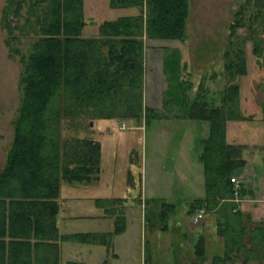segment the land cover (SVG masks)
Segmentation results:
<instances>
[{
  "label": "trees",
  "instance_id": "1",
  "mask_svg": "<svg viewBox=\"0 0 264 264\" xmlns=\"http://www.w3.org/2000/svg\"><path fill=\"white\" fill-rule=\"evenodd\" d=\"M250 2L255 8L248 15ZM110 6L127 13L98 22L85 12V0H6L2 8L5 42L11 56L21 54L23 69L14 136L0 169V264H63V241L102 243L109 249L114 234L126 228L127 197L119 196L113 199L118 206L106 207L115 214L114 230L63 232L62 183L99 180L102 144L92 134L94 118L116 115L140 124L151 110L163 116L155 107L143 106L144 38L185 39L190 0H110ZM97 22V31L85 33ZM246 24L254 52L264 56L257 35L264 24V0H245L235 11L229 34L234 48V35ZM23 36L29 39L27 54L18 44ZM224 54L227 73L247 72L243 49L227 48ZM165 61L166 56V69ZM240 90V82H231L220 103L200 91L185 105L184 117L210 123L200 153L206 192L189 200L186 209L192 219L204 209L203 228L190 246L183 247L194 256L189 264H203L210 255L212 264H234L240 255L244 264L264 259V221L247 219L240 207L243 183L237 190L231 180L246 159L243 145L227 138L228 121L251 116L242 112ZM160 204L146 211L147 226L168 231L177 204ZM211 226L215 234L208 233ZM152 256L148 249L144 264H154ZM65 264L88 263L69 259Z\"/></svg>",
  "mask_w": 264,
  "mask_h": 264
},
{
  "label": "rangeland",
  "instance_id": "2",
  "mask_svg": "<svg viewBox=\"0 0 264 264\" xmlns=\"http://www.w3.org/2000/svg\"><path fill=\"white\" fill-rule=\"evenodd\" d=\"M5 1L0 0V17ZM244 1L190 0L185 39L144 38L143 106L155 107L163 114L162 117L151 110L147 117L144 116L146 113L143 114L140 124L116 115L91 120L92 134L102 144L100 178L96 183L84 184L87 185L85 188L76 187L75 191L100 196L102 204L118 196L127 197L123 200L127 211V232L115 236L121 244L127 245V251L118 260L108 254L109 260H114L112 264H144L148 249L153 253L154 264H189L194 257L180 245L183 242L190 246L197 231L203 228L201 220L204 219L195 222L192 217L189 218L186 209L189 200L206 192L200 153L202 139L209 134L210 123L183 116L188 100L200 91L207 93V97L214 94L220 100V92L231 82L238 81L241 85V108L259 117L256 124L264 131V56L254 52V39L247 24L238 28L234 35L235 48L229 44L230 24L235 19V11ZM254 8V3L250 2L248 15ZM131 10L133 12L134 8ZM85 12L100 22L116 18L127 10L110 6V0H85ZM98 22L91 24L85 33L94 29L97 31ZM258 29L264 54V24H260ZM5 36L0 21V169L14 136V120L22 95L20 76L23 69L21 54L10 55ZM18 44L23 53L29 52L26 36ZM227 48L231 52L243 49L246 73H235L234 76L227 73L224 54ZM163 51L166 56L165 72L161 62ZM248 123L252 125L253 122ZM235 124L247 123L242 120ZM233 174L238 177V174ZM65 186L63 182V190ZM149 198L154 201L147 202ZM162 200L177 204L176 212L169 217L171 229L168 231L150 229L146 221L149 206L155 205L156 209ZM73 203L85 210H95L93 204ZM95 222L92 219L80 220L74 223L73 228H91ZM102 223L106 225L109 221ZM207 231L215 234L216 230L211 226ZM176 239L178 242L174 243ZM78 250L72 247L67 255L83 256ZM114 250V247H109L110 253ZM237 257L234 264H244L241 258L244 256ZM205 261L204 264H212V255ZM249 264H264V259H250Z\"/></svg>",
  "mask_w": 264,
  "mask_h": 264
},
{
  "label": "crops",
  "instance_id": "3",
  "mask_svg": "<svg viewBox=\"0 0 264 264\" xmlns=\"http://www.w3.org/2000/svg\"><path fill=\"white\" fill-rule=\"evenodd\" d=\"M162 69H165L164 58L165 51L162 53ZM165 72V70H164ZM166 75V74H165ZM167 78V77H166ZM223 93V91H222ZM222 93L220 92V100H217L214 96H208L209 100L214 103H220L222 98ZM242 112L245 115H251L249 119H241L237 121H228L227 126V138L230 141H235L243 145V157L246 159V164L241 172L236 173L240 176V180L243 183L242 186L245 188V193L240 198L241 209L248 215L247 219L253 223L257 221H264V131L262 127H259L256 123L259 117L245 112L242 107ZM245 120L246 125L235 124V122ZM248 121L252 125H249ZM245 128V129H244ZM100 178V177H99ZM98 182V181H97ZM96 183V182H95ZM89 185V184H87ZM87 185L84 184H67L61 194V206L62 214L59 218L60 227L63 232H75V231H101L108 232L114 230V217L115 214H109L106 211V207H114L119 203H114L113 200H108L103 202L106 206H103L102 202L99 203L100 196H92L86 193H78L75 191L76 187L85 188ZM116 197V196H115ZM119 197V196H118ZM73 202L93 204L95 210H85ZM101 207V208H100ZM112 207V208H113ZM124 214L126 211V205L123 206ZM122 207V208H123ZM100 208V209H99ZM92 219L96 221L93 223L94 227L86 229H75L73 228L74 223L80 220ZM109 221L108 224L104 225L102 221ZM213 229L215 227L213 226ZM127 229L121 233L114 234L112 238V245L110 248H115L114 251H109V249L102 243H89V242H74L70 240H65L62 242V262L66 263L69 259H75L79 261H84L88 264H100L105 259L108 260V264H112L114 260H109L108 254H111L115 259H119L123 255V252L127 251V245L121 244L120 240L115 239V236L125 234ZM195 239H192V243ZM120 244V247L117 246ZM186 244V243H185ZM183 242L180 245L181 249L186 246ZM191 245V244H190ZM78 248L79 254H84L83 256H69L67 251L71 248ZM184 249V248H183ZM93 257H96L95 259ZM177 261V260H176ZM206 262V261H205ZM204 262V263H205ZM203 263V264H204ZM249 264V261H248Z\"/></svg>",
  "mask_w": 264,
  "mask_h": 264
},
{
  "label": "built area",
  "instance_id": "4",
  "mask_svg": "<svg viewBox=\"0 0 264 264\" xmlns=\"http://www.w3.org/2000/svg\"><path fill=\"white\" fill-rule=\"evenodd\" d=\"M231 179H232V181L235 182L236 187H239V186H240L241 180H240V176H239V175H238V177H237V175L232 174ZM237 190H238V189H237ZM203 215H204V209H200V210L196 213V215L194 216V220H195V221H198Z\"/></svg>",
  "mask_w": 264,
  "mask_h": 264
},
{
  "label": "bare ground",
  "instance_id": "5",
  "mask_svg": "<svg viewBox=\"0 0 264 264\" xmlns=\"http://www.w3.org/2000/svg\"><path fill=\"white\" fill-rule=\"evenodd\" d=\"M232 180V179H231ZM234 182V181H233ZM235 183V182H234ZM235 188L238 189V187H236V184H235Z\"/></svg>",
  "mask_w": 264,
  "mask_h": 264
},
{
  "label": "water",
  "instance_id": "6",
  "mask_svg": "<svg viewBox=\"0 0 264 264\" xmlns=\"http://www.w3.org/2000/svg\"><path fill=\"white\" fill-rule=\"evenodd\" d=\"M91 125L93 124V121H90Z\"/></svg>",
  "mask_w": 264,
  "mask_h": 264
}]
</instances>
